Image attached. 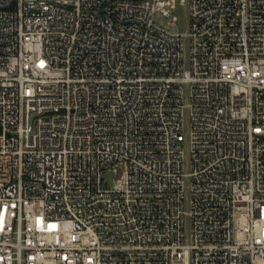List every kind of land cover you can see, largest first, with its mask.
<instances>
[{"label": "built area", "instance_id": "obj_1", "mask_svg": "<svg viewBox=\"0 0 264 264\" xmlns=\"http://www.w3.org/2000/svg\"><path fill=\"white\" fill-rule=\"evenodd\" d=\"M180 2L0 0V264H264V0Z\"/></svg>", "mask_w": 264, "mask_h": 264}, {"label": "rangeland", "instance_id": "obj_2", "mask_svg": "<svg viewBox=\"0 0 264 264\" xmlns=\"http://www.w3.org/2000/svg\"><path fill=\"white\" fill-rule=\"evenodd\" d=\"M170 14L175 17V20L173 22H168L166 19V16H164L159 11H155L153 13L152 21L156 26L161 27L166 31L186 34L189 28V14H188L187 3H181L180 0H175L174 7L170 9ZM184 51H185V54H187V51H188V37L187 36H184ZM184 130L187 131V126H185ZM183 152H184V158L186 162L185 163L186 172H188L189 153H188V145L186 141L183 143ZM102 177L104 178L106 183H108V185L112 183L111 173H105ZM188 184H189V181L186 178L184 181L186 193L188 191Z\"/></svg>", "mask_w": 264, "mask_h": 264}]
</instances>
